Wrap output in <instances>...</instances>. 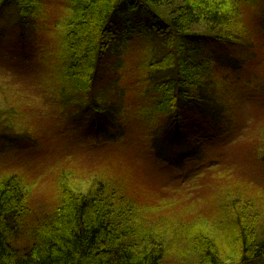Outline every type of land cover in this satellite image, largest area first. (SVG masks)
I'll return each mask as SVG.
<instances>
[{
	"label": "rangeland",
	"instance_id": "1",
	"mask_svg": "<svg viewBox=\"0 0 264 264\" xmlns=\"http://www.w3.org/2000/svg\"><path fill=\"white\" fill-rule=\"evenodd\" d=\"M74 1L12 0L0 8V182L14 177L27 192L30 218L19 233L30 228L32 220L40 222L53 212L64 184L85 185L86 190L95 174L104 177L108 170L105 191L111 192L109 185L115 189L117 197L108 198L114 201V210L128 213L136 232L157 228L166 249L162 264L197 260L198 249L191 247L189 233L196 224L208 233L204 239L218 247L221 257L235 261L236 232L226 223L231 213L242 214L244 203L257 212V235L264 240V166L258 161L264 148V0L238 10L237 34L248 41L252 54L240 48L243 68L238 78H225L218 86L224 115L218 126L203 130L207 137L191 126V118L185 120L186 136L181 131L179 140L189 149L201 147V154L185 159L180 170L159 169L150 153L151 137L167 121L170 106L158 101L164 118L158 124L141 115L147 104L151 112L157 106L142 98L147 86L137 83L141 74L147 77L151 72L149 60L154 55L144 31L134 30L116 55L104 58L92 93L76 87L73 79H61L60 68L70 57L63 43L67 22L77 8ZM17 10L31 13L29 26H17ZM133 17L125 12L120 21L130 23ZM199 26L189 31L203 33ZM227 51L237 58L234 49L222 46L214 55L221 59ZM117 60L124 68L112 71ZM126 68H131L130 76L113 85L112 77L126 73ZM88 98L91 105L94 98L102 99L105 108L110 107L106 101H114L119 138L110 141L94 135L88 121L93 118L94 123L95 115L81 102ZM119 195L127 210L118 205Z\"/></svg>",
	"mask_w": 264,
	"mask_h": 264
},
{
	"label": "trees",
	"instance_id": "2",
	"mask_svg": "<svg viewBox=\"0 0 264 264\" xmlns=\"http://www.w3.org/2000/svg\"><path fill=\"white\" fill-rule=\"evenodd\" d=\"M74 2L77 8L67 22L63 43L70 57L60 68L63 72L61 79H73L76 87L83 86L84 92L92 93L90 90L96 85L99 65L104 58L116 55L127 44V38L134 30L136 33L144 31L147 39H151L154 55L149 60L151 72L147 77L141 74L137 83L147 86L142 90L145 92L142 98L157 106L151 112L147 104L141 109V115L146 121L155 118L158 124L164 120L161 117L163 114L158 111V101H163L161 105L170 106L167 121L156 128L154 138L151 137L150 153L159 169L160 166L182 169L185 159L193 157L195 153L201 154V147L189 149V145L179 140L181 131L184 133L185 120L191 118V126L201 132L202 137H207L203 130L218 126L221 121L219 116L224 115L218 86L225 78H238L237 73L243 68L239 65L242 55L240 48L244 52L251 51L248 41L239 38L235 19L239 9L255 0ZM8 3H12V0H0V8ZM162 11L165 13L162 14ZM22 12L17 10L16 22L17 26L25 28L30 25L28 18L31 13L25 11L27 15ZM125 12L132 13L134 17L132 22L130 19V23L124 21L122 25L120 20ZM197 25L203 28V33L189 31L191 26ZM220 46L226 47V50L234 49L237 58L228 51L226 57H215L214 50ZM118 62L115 61L117 65L112 71L124 68L118 66ZM121 63L124 64L123 61ZM132 69L131 72H134L135 68ZM130 70L112 77L113 85H119L130 76ZM93 101L91 105L89 98L81 100L82 106L90 108L92 116L95 115L94 123L93 118L88 121L94 128V135H103L101 138L110 141L119 138L120 131L115 121L118 110L111 105L114 101H106L105 104H110L107 108L103 106L102 99V102L96 98ZM258 161L264 166V148ZM106 173H109L108 170ZM106 173L104 177L93 173V181L86 190L83 189L85 185L76 187L71 184L69 187L64 184L59 191L58 206L53 212L40 222L32 220L29 223L31 227L22 234L19 233L21 225L30 218L27 192L14 177L1 181L0 264H162L166 249L161 235L156 233L157 228L136 232L130 215L114 210V201L108 199L109 194H115L114 188L109 185L107 191L111 192L105 191ZM115 187L118 189L117 185ZM119 197L116 200L118 205L127 210L124 196ZM247 204L242 206L243 215L231 213L230 221L226 223L236 232L232 247L237 253L235 261L221 257L218 247L204 239L208 233L196 224L189 231L193 239L191 247H196L199 253L193 264H259L264 260V240L259 238L256 230L258 214Z\"/></svg>",
	"mask_w": 264,
	"mask_h": 264
}]
</instances>
